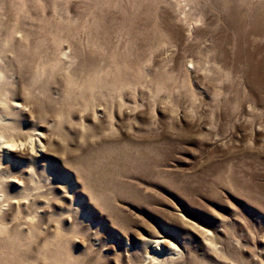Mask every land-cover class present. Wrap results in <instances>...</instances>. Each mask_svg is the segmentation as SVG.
<instances>
[{
  "label": "rangeland",
  "instance_id": "374dc122",
  "mask_svg": "<svg viewBox=\"0 0 264 264\" xmlns=\"http://www.w3.org/2000/svg\"><path fill=\"white\" fill-rule=\"evenodd\" d=\"M263 28L264 0H0V264H264Z\"/></svg>",
  "mask_w": 264,
  "mask_h": 264
},
{
  "label": "bare ground",
  "instance_id": "6f19581e",
  "mask_svg": "<svg viewBox=\"0 0 264 264\" xmlns=\"http://www.w3.org/2000/svg\"><path fill=\"white\" fill-rule=\"evenodd\" d=\"M263 31H264V28H263ZM2 139V138H1ZM29 139H31V144H33V140H34V138L31 136ZM37 139H38V137H37ZM8 142V141H7ZM14 144V143H13ZM11 145V144H10ZM13 146V145H12ZM15 146V145H14ZM33 146V145H32ZM10 147V146H9ZM33 148V147H32ZM3 174L5 175V174H7L6 173V171L5 170H3ZM0 175H2V171L0 170ZM158 244H159V242H157Z\"/></svg>",
  "mask_w": 264,
  "mask_h": 264
}]
</instances>
